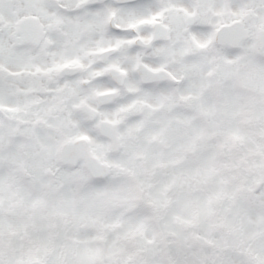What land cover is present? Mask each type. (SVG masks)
<instances>
[{
  "label": "snow or ice",
  "instance_id": "1",
  "mask_svg": "<svg viewBox=\"0 0 264 264\" xmlns=\"http://www.w3.org/2000/svg\"><path fill=\"white\" fill-rule=\"evenodd\" d=\"M0 264H264V0H0Z\"/></svg>",
  "mask_w": 264,
  "mask_h": 264
}]
</instances>
